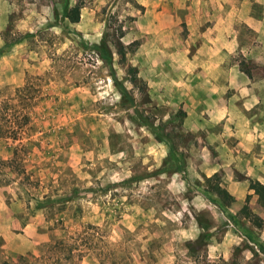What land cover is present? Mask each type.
I'll list each match as a JSON object with an SVG mask.
<instances>
[{
  "label": "rangeland",
  "instance_id": "obj_1",
  "mask_svg": "<svg viewBox=\"0 0 264 264\" xmlns=\"http://www.w3.org/2000/svg\"><path fill=\"white\" fill-rule=\"evenodd\" d=\"M224 2L242 32L260 11ZM220 9L0 0V122L28 126L0 136L2 160L22 145L21 170L0 168V264H264V200L248 187L264 183L263 66L236 48L253 87H207L193 59Z\"/></svg>",
  "mask_w": 264,
  "mask_h": 264
},
{
  "label": "crops",
  "instance_id": "obj_2",
  "mask_svg": "<svg viewBox=\"0 0 264 264\" xmlns=\"http://www.w3.org/2000/svg\"><path fill=\"white\" fill-rule=\"evenodd\" d=\"M254 1L259 4L260 11L257 14L248 13L241 18L244 32L238 23L233 25L229 22L224 0H216L221 9L215 12L212 25L197 31L200 45L193 53V59L199 61L200 74L210 84L207 87H253L247 83L241 86L250 77L238 64L230 63L231 54L236 48H239L244 58L260 61L264 69V0ZM244 36L247 37L246 42L242 40Z\"/></svg>",
  "mask_w": 264,
  "mask_h": 264
},
{
  "label": "trees",
  "instance_id": "obj_3",
  "mask_svg": "<svg viewBox=\"0 0 264 264\" xmlns=\"http://www.w3.org/2000/svg\"><path fill=\"white\" fill-rule=\"evenodd\" d=\"M79 5L76 4L70 8L65 7L64 9V14L68 15L69 18L73 21H77L79 18ZM121 34V33H120ZM121 36V35H120ZM19 38L13 39V41H11V43L17 42ZM114 44L116 46V51L117 53H119L121 56L124 55V44L120 41L119 36L115 39ZM99 49H101L102 53L104 56L110 57L111 56V51L109 49L108 44L105 42V40H101L100 44L97 46ZM130 71H133V76H134V71H136L135 67H131ZM249 74V72H246ZM22 117H25V114L22 115ZM2 119V118H0ZM4 122H0V136L3 137H10L12 140L18 139L20 138L21 134H26L27 133V128L28 126H23L24 124H26V122H17L11 118L8 119H3ZM25 121V120H24ZM6 132H13V135H10L9 133ZM21 149H22V145H14L13 149H12V156L6 160H2L0 159V168L2 165H8L9 167H11L14 171L19 172L22 168V156H21ZM249 183H248V187L250 189L253 190V192L258 196L259 199L264 200V183H262L261 181L257 180V179H252L249 178ZM211 190L213 192L216 193V195H218L219 198L221 199H225L230 197V195L223 190L222 188H220L217 184H215L214 186L211 187ZM241 212L247 217L249 218L252 222L260 224L261 220L260 217L258 215H256L255 213L251 212L249 210V208L246 205H243L241 207ZM93 229V226H87L86 227V232L87 229ZM86 242V241H85ZM5 264V261H3Z\"/></svg>",
  "mask_w": 264,
  "mask_h": 264
}]
</instances>
